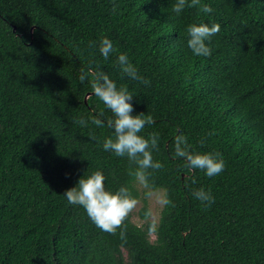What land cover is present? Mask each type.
Instances as JSON below:
<instances>
[{
    "label": "trees",
    "instance_id": "1",
    "mask_svg": "<svg viewBox=\"0 0 264 264\" xmlns=\"http://www.w3.org/2000/svg\"><path fill=\"white\" fill-rule=\"evenodd\" d=\"M112 2L0 0V264H264V0H201L207 15H177L175 0H115L112 14ZM199 22L219 24L208 57L186 46V26ZM101 36L116 49L108 60L95 47ZM120 52L150 86L120 74ZM97 70L134 95L133 115L152 118L140 135L159 134L152 156L163 167L148 179L172 204L155 231L146 199V222L129 214L122 239L62 196L101 171L106 189L140 197L134 166L102 148L111 130L90 122L111 118L79 80ZM177 129L190 150L220 153L224 171L209 178L184 167L173 157ZM200 187L211 207L192 198Z\"/></svg>",
    "mask_w": 264,
    "mask_h": 264
},
{
    "label": "clouds",
    "instance_id": "2",
    "mask_svg": "<svg viewBox=\"0 0 264 264\" xmlns=\"http://www.w3.org/2000/svg\"><path fill=\"white\" fill-rule=\"evenodd\" d=\"M185 7H196L204 15L212 12V8L201 0H175L172 11L177 15L182 13ZM118 7L115 0L112 2L111 12L116 14ZM220 30L217 23H191L186 26V46L194 56L208 57L211 55L209 42ZM100 56L108 60L116 52L113 42L107 36H101L94 42ZM115 64L124 77L130 81H136L141 85L150 86L151 81L140 74L138 68L130 60L126 53L120 52L115 57ZM90 78V79H89ZM89 80L93 94L99 98L105 109L110 111L111 118L101 119L95 115L90 119L92 125L107 127L111 135L102 141L105 152L113 153L117 157H126L131 165L129 175L133 176L145 189L146 197H151L153 191L149 184V170H159L162 163L153 160L152 151L157 149L159 134L150 133L147 138L140 135L146 125L153 120L144 113L133 115L132 99L134 95L126 87H117L116 82L103 71L81 72L80 82ZM103 113H101V116ZM81 127H86L88 120L80 118L76 121ZM174 158H182L184 167L203 172L204 176L212 178L224 171L225 162L218 152H196L189 149L188 139L183 132L177 129L174 137ZM195 183V181H193ZM68 205L82 207L88 219L102 232L116 234L121 229L120 236L124 238L122 225L126 218L136 207L137 200L132 196L126 186H120L112 191L105 187V176L101 171L89 173L86 171L79 177L76 184L65 190L62 194ZM194 200L204 208L211 207L215 197L211 191L203 187L194 189L191 193ZM161 206H168L172 201L165 195L158 198ZM145 219L151 220L152 211L144 212ZM156 224L150 223L149 230L155 231Z\"/></svg>",
    "mask_w": 264,
    "mask_h": 264
},
{
    "label": "rangeland",
    "instance_id": "3",
    "mask_svg": "<svg viewBox=\"0 0 264 264\" xmlns=\"http://www.w3.org/2000/svg\"><path fill=\"white\" fill-rule=\"evenodd\" d=\"M137 187L140 193V197L137 199L136 207L130 213L132 220L138 225H143L146 222V220L143 219L140 215V211L144 205V199H146L148 209L152 211V217L151 220L149 221L151 222L154 221L155 224L157 225L160 220L161 211L164 207L161 206L157 201L158 198L165 196L164 191L151 189L153 191V195L151 197H146L145 193L149 189H145L144 186L141 185L138 181H137ZM155 238L156 236L154 234H151V240H155Z\"/></svg>",
    "mask_w": 264,
    "mask_h": 264
},
{
    "label": "water",
    "instance_id": "4",
    "mask_svg": "<svg viewBox=\"0 0 264 264\" xmlns=\"http://www.w3.org/2000/svg\"><path fill=\"white\" fill-rule=\"evenodd\" d=\"M14 30H16V27H14ZM89 95H90L89 93L86 95V98H85L86 102H87V98H88ZM183 177H184V175H183Z\"/></svg>",
    "mask_w": 264,
    "mask_h": 264
}]
</instances>
